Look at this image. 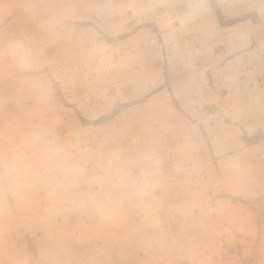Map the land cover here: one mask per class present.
Returning a JSON list of instances; mask_svg holds the SVG:
<instances>
[{
	"label": "rangeland",
	"instance_id": "374dc122",
	"mask_svg": "<svg viewBox=\"0 0 264 264\" xmlns=\"http://www.w3.org/2000/svg\"><path fill=\"white\" fill-rule=\"evenodd\" d=\"M0 264H264V0H0Z\"/></svg>",
	"mask_w": 264,
	"mask_h": 264
}]
</instances>
